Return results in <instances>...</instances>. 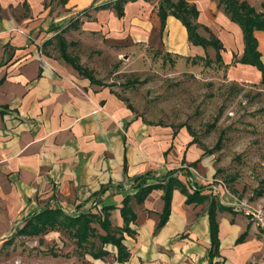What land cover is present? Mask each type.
<instances>
[{
    "label": "crops",
    "instance_id": "crops-1",
    "mask_svg": "<svg viewBox=\"0 0 264 264\" xmlns=\"http://www.w3.org/2000/svg\"><path fill=\"white\" fill-rule=\"evenodd\" d=\"M111 1L66 0L57 12L44 0H0V200L12 198L20 215L45 205L69 215L113 206L108 219L120 227L119 207L129 196L132 234L123 232L121 240L129 257L116 261L115 247L105 243L108 259L87 256L92 264H207V201L187 204L185 194L172 189L167 218L156 228L162 190L153 187L140 203L133 198L138 187L158 183L169 171L187 193L192 184L208 194L213 171L203 149L185 128L143 120L111 88L90 83L60 56H52L54 44L43 43L62 33V20L73 16L78 20V27H70L74 35L101 34L107 44L134 54L150 45L211 61L214 51L189 44L184 27L171 15L160 32L157 0L127 1L121 17L112 7H99ZM185 1L198 10V32L207 36L205 27L220 41L222 63L260 77L253 66L230 65L232 56L242 52L241 31L217 8V0ZM238 1L257 11L264 5V0ZM253 35L264 67V31ZM218 202L227 206V196ZM216 222L218 248L212 262L264 264L263 230L236 208L217 211Z\"/></svg>",
    "mask_w": 264,
    "mask_h": 264
},
{
    "label": "rangeland",
    "instance_id": "rangeland-1",
    "mask_svg": "<svg viewBox=\"0 0 264 264\" xmlns=\"http://www.w3.org/2000/svg\"><path fill=\"white\" fill-rule=\"evenodd\" d=\"M44 3L50 11L60 12L57 0ZM73 21V16L62 20L65 30L59 34L69 43L65 53L143 120L185 128L208 159L213 171L208 194L215 200L224 194L230 208L248 205L264 212V82L260 77L236 66L169 54L150 45L139 47L135 54L120 50L101 34L74 35ZM77 23L73 25L78 27ZM51 55L59 56L55 47ZM16 207L12 198L0 200V264H92L90 258L95 257L76 249L65 233L14 234L29 215H20ZM15 208V214H10ZM95 212L102 215L100 210ZM107 257L106 253L97 258L106 261Z\"/></svg>",
    "mask_w": 264,
    "mask_h": 264
},
{
    "label": "trees",
    "instance_id": "trees-1",
    "mask_svg": "<svg viewBox=\"0 0 264 264\" xmlns=\"http://www.w3.org/2000/svg\"><path fill=\"white\" fill-rule=\"evenodd\" d=\"M127 1L134 0H113L101 4L99 7H112L117 17H121L123 14L122 6ZM146 1V0H145ZM59 4H64L66 0H57ZM217 8L225 14V16L233 23L237 24L241 31L242 37V52L240 56H232L230 65L235 63L250 65L260 74V81L264 82V67L259 58V52L257 50V42L253 35V31H264V5L261 6V10L257 11L251 5L245 1L238 0H217ZM156 15L159 19V30L162 31L165 23V17L171 15L177 19L185 29L186 40L191 45L210 46L214 51V61L218 64L226 66L222 63L220 51L222 45L220 41L205 27L203 30L207 33V36L201 35L197 28L198 23L196 21L198 10L193 3H189L185 0H157L155 7ZM74 23L78 22L76 19ZM73 23V24H74ZM71 24L73 27L76 25ZM78 24V23H77ZM44 44H54V47L58 50L59 56L71 67L77 71V73L86 78L90 83L101 85L98 80L91 76L87 70L81 66L76 58L68 56L64 47L69 43L56 33L52 38L44 41ZM202 58L200 56H194ZM205 62L209 63V60L203 58ZM129 108H131L129 106ZM192 141L194 139L192 138ZM169 171L165 176L158 179L156 184H147L138 187L133 194L134 201L140 203L145 195L153 187H158L162 190L163 209L159 217V221L156 224V228H159L166 220L169 212V200L171 191L174 188H179L185 194V203L202 202L207 201L206 213L209 222V261L207 264H216L212 262V258L217 255L218 238H217V211H229V206L221 205L215 198L209 194H202L196 187L187 193L184 186L170 174ZM129 196H125L119 207V214L122 219V225L120 227H111L108 220L109 210L113 206H102L99 215L97 212L80 211L74 215H69L63 212L57 206L45 205L38 210H34L29 213L27 217L23 219L22 225L14 230V234L23 236H39L45 234L47 231H57L65 233L75 244L76 249L87 251L92 257H101L107 252L101 248L105 243L112 244L116 249L115 260L118 262L124 261L129 257V253L125 246L122 244V233L132 234L131 229L128 227V223L134 220V213L129 205ZM96 224L102 233L97 232V228L93 226ZM97 240V245L95 244ZM242 239V235L237 238V241Z\"/></svg>",
    "mask_w": 264,
    "mask_h": 264
},
{
    "label": "built area",
    "instance_id": "built-area-1",
    "mask_svg": "<svg viewBox=\"0 0 264 264\" xmlns=\"http://www.w3.org/2000/svg\"><path fill=\"white\" fill-rule=\"evenodd\" d=\"M190 188L193 190L194 187L190 184ZM239 211L241 210L242 214L247 218V220L253 224L256 228H259L264 231V212L255 209L251 206L237 207Z\"/></svg>",
    "mask_w": 264,
    "mask_h": 264
}]
</instances>
